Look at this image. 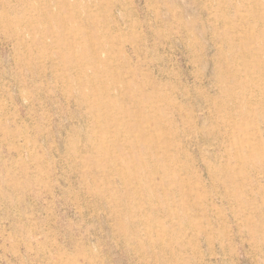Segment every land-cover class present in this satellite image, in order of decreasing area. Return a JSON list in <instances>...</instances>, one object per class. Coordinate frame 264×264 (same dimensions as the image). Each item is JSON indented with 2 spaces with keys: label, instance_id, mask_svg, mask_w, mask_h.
Here are the masks:
<instances>
[{
  "label": "rangeland",
  "instance_id": "obj_1",
  "mask_svg": "<svg viewBox=\"0 0 264 264\" xmlns=\"http://www.w3.org/2000/svg\"><path fill=\"white\" fill-rule=\"evenodd\" d=\"M0 264H264V0H0Z\"/></svg>",
  "mask_w": 264,
  "mask_h": 264
}]
</instances>
